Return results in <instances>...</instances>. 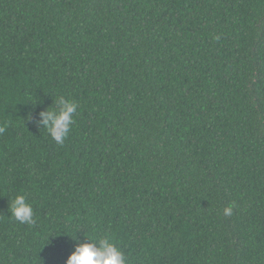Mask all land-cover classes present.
Returning a JSON list of instances; mask_svg holds the SVG:
<instances>
[{
    "label": "trees",
    "instance_id": "1",
    "mask_svg": "<svg viewBox=\"0 0 264 264\" xmlns=\"http://www.w3.org/2000/svg\"><path fill=\"white\" fill-rule=\"evenodd\" d=\"M5 122L0 264H66L77 232L129 264H264V0H0Z\"/></svg>",
    "mask_w": 264,
    "mask_h": 264
},
{
    "label": "clouds",
    "instance_id": "2",
    "mask_svg": "<svg viewBox=\"0 0 264 264\" xmlns=\"http://www.w3.org/2000/svg\"><path fill=\"white\" fill-rule=\"evenodd\" d=\"M53 105L41 112V123L51 138L63 146L76 123L75 113L80 105L77 101L67 99L63 95L55 98ZM6 126V122L0 124V134L5 132ZM9 211L10 216L21 224L36 223L33 206L22 192L14 196ZM224 213L231 215L232 207H226ZM77 233L75 238L71 236L76 241V245L74 251L68 256L66 264H129L125 253L112 241L110 236L105 235L101 238L86 236L85 242H80Z\"/></svg>",
    "mask_w": 264,
    "mask_h": 264
}]
</instances>
